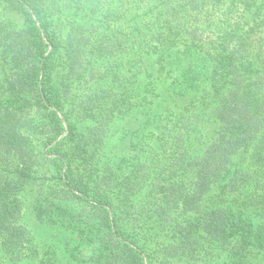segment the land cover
Listing matches in <instances>:
<instances>
[{
  "label": "trees",
  "instance_id": "16d2710c",
  "mask_svg": "<svg viewBox=\"0 0 264 264\" xmlns=\"http://www.w3.org/2000/svg\"><path fill=\"white\" fill-rule=\"evenodd\" d=\"M27 206L56 231L41 264L81 247L87 264H264V0H0L11 262L38 253Z\"/></svg>",
  "mask_w": 264,
  "mask_h": 264
},
{
  "label": "rangeland",
  "instance_id": "374dc122",
  "mask_svg": "<svg viewBox=\"0 0 264 264\" xmlns=\"http://www.w3.org/2000/svg\"><path fill=\"white\" fill-rule=\"evenodd\" d=\"M226 5L223 3H220L219 5V10L220 9H225ZM6 17H8L9 15L7 14V11L3 13ZM15 18H19L18 15H15ZM153 45V44H152ZM150 49V48H149ZM130 49L127 50V52ZM142 53L146 54L148 53V48L144 47L142 48ZM127 52L125 53V59L128 56ZM151 54L154 55V52H152ZM153 55H151V59L149 61H147L146 65H147V69L149 71H152L151 74H153V70L151 68V64L153 65V67L157 64L155 63L154 57ZM127 61V60H125ZM63 67L58 64V66L56 67V71H59L58 74V80L59 81H64V72L61 71ZM145 73H142L141 75L143 76ZM61 76V78H60ZM105 82H110V76H108L105 80ZM140 84L139 87H143L142 83H138ZM96 87V88H95ZM84 87H81L78 85V87L75 89L77 90L78 93H81L83 91ZM97 89V85H92V89ZM78 95V94H77ZM76 94L71 98L72 102H75L77 100V98L79 97V95L77 96ZM71 118H69L67 116V120L64 121V130L65 132L63 133V135H65V133H67V130H70V124H71ZM91 126V122L89 119H83L81 120V122H79L78 124H76V128L78 129V131H85L88 130V128ZM122 129V125L121 124H115V126L113 125V128L110 132L111 134V138H110V144L111 145H116L118 146L117 149L114 150L115 153H117L119 155V157L121 158L126 151L121 149V145H119V140L118 138L120 137V132ZM107 158H111V155L108 154V156H106ZM119 158V159H120ZM103 159H106L105 157H103ZM101 162L100 159L98 158L96 160L95 163V167H100ZM36 195V194H35ZM25 198H29L31 199V194L27 195ZM28 207V206H27ZM25 208V212L27 214H24L20 219H19V223L23 224L27 229H30L32 231L33 237H34V244L37 243L38 247L37 250L38 253L37 254H33L32 257L30 258H24L22 261L20 262H11L8 261L7 258H5L4 256H2V253H0V264H41L42 263V259L44 256V254L48 251L49 247L51 245H53V239L56 235V231L49 226L48 224H46L41 217H43L40 212H43V210H37L36 211H31V209L28 207ZM35 251V250H32ZM93 253V250L91 249V247H81L80 248V252H79V256L77 257L75 264H87L86 262L88 261L90 255Z\"/></svg>",
  "mask_w": 264,
  "mask_h": 264
}]
</instances>
